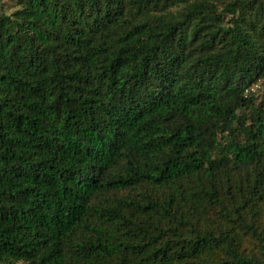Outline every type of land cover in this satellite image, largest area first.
<instances>
[{"label":"trees","instance_id":"1","mask_svg":"<svg viewBox=\"0 0 264 264\" xmlns=\"http://www.w3.org/2000/svg\"><path fill=\"white\" fill-rule=\"evenodd\" d=\"M17 4L0 264H264V0Z\"/></svg>","mask_w":264,"mask_h":264},{"label":"rangeland","instance_id":"2","mask_svg":"<svg viewBox=\"0 0 264 264\" xmlns=\"http://www.w3.org/2000/svg\"><path fill=\"white\" fill-rule=\"evenodd\" d=\"M18 0H0V14L1 13H7V14H11L14 11H16L19 6H18ZM263 88H257L258 90L255 92V95H261L263 93ZM16 264H22L20 262L16 263Z\"/></svg>","mask_w":264,"mask_h":264},{"label":"built area","instance_id":"3","mask_svg":"<svg viewBox=\"0 0 264 264\" xmlns=\"http://www.w3.org/2000/svg\"><path fill=\"white\" fill-rule=\"evenodd\" d=\"M261 87H264V80H260L257 83L252 84L250 88L247 89V93L253 92L255 94V92ZM263 91H264V88H263Z\"/></svg>","mask_w":264,"mask_h":264}]
</instances>
